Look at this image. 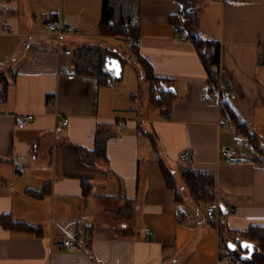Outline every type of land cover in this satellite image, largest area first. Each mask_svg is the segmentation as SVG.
<instances>
[{"label": "crops", "instance_id": "0c3cea01", "mask_svg": "<svg viewBox=\"0 0 264 264\" xmlns=\"http://www.w3.org/2000/svg\"><path fill=\"white\" fill-rule=\"evenodd\" d=\"M199 4L198 40L222 50L225 79L217 91L209 90L196 41L178 38L171 21L182 5H141L134 63L144 102L149 81L138 55L165 81L156 89L171 93L173 116L166 118L163 108L161 115L132 110L142 100L124 89L123 70L119 87L106 65L108 85L73 73L74 52L83 47H104L122 64L127 60L110 41L124 38L100 32L103 0H0V73L15 72L0 101V218L40 228L36 234L0 225V264H225L226 252L246 258L242 233L264 226V153L249 157L237 146L240 135L250 138L225 111L229 106L238 118L244 111L264 117V0ZM54 15L67 25L62 38L46 28ZM127 91L132 102L125 106L119 94ZM28 114L35 120L19 125ZM100 133L108 140V161L91 165L81 157L95 149ZM227 147L237 148L245 162L224 161ZM186 149L193 158L185 167L180 153ZM161 161L180 181L183 199L176 200ZM186 168L215 176L217 203L225 205L217 219L185 185ZM68 239L76 250L64 246Z\"/></svg>", "mask_w": 264, "mask_h": 264}, {"label": "trees", "instance_id": "16d2710c", "mask_svg": "<svg viewBox=\"0 0 264 264\" xmlns=\"http://www.w3.org/2000/svg\"><path fill=\"white\" fill-rule=\"evenodd\" d=\"M181 5V13L171 17V21L177 31L185 39H193L196 41L198 49L204 46V42L198 40V11L195 10L199 4V0H177ZM143 0H103V14L99 24L100 32L103 36L123 37L131 43V49L136 52V41L140 36V16L141 5ZM192 9V11H191ZM54 15L50 19H56ZM137 19L136 24L133 22ZM202 53V52H201ZM114 57L107 48L104 47H83L74 52V74L95 76L101 85L110 84V75L105 72L106 59L109 55ZM203 62L209 75V90L217 91L221 87V80L225 79V70L222 64V50L220 45L208 44L206 53H202ZM136 60L141 64L145 78L156 86L165 83L164 80L155 77L153 68L149 62L140 57ZM15 74L13 70H7L0 73V101H6L11 78ZM155 86V87H156ZM163 91V90H162ZM171 93L167 90L163 91V96L157 98L155 93L152 94L154 105L158 109L167 106L171 108L172 100L167 96ZM228 107L229 113L232 115V121L250 140L254 143L259 152L261 149L258 144V138L246 128L245 122L241 121L238 116ZM107 137L98 134L96 147L93 151L82 154V160L88 164H95L99 159L108 161L107 156ZM263 152V151H262ZM162 170L166 177L168 186L175 192L176 200L183 199L180 189V181L175 176L173 170L168 168L161 161ZM182 177L185 185L189 188L190 193L198 202H204L208 205L217 203L216 179L213 174L197 172L194 169L186 168L182 171ZM0 225L6 229L15 232H29L40 234V228L30 224L15 221L10 215H4L0 218ZM247 242L255 244L257 250L251 249L249 246L241 250L244 251V262L250 264H264V226H251L250 229L242 233ZM90 247V239L87 240ZM91 249V248H89Z\"/></svg>", "mask_w": 264, "mask_h": 264}, {"label": "rangeland", "instance_id": "374dc122", "mask_svg": "<svg viewBox=\"0 0 264 264\" xmlns=\"http://www.w3.org/2000/svg\"><path fill=\"white\" fill-rule=\"evenodd\" d=\"M110 41H112V43L116 44L117 46H119V48H122L123 52L125 53V55H127V60L123 61V76L125 79L124 82V89H130L132 88L137 95L139 94V97L142 101H140V103L134 104L133 106L135 107V109H132L133 111L137 112V110L139 112L142 111H147L149 114L150 113H155L157 115H161V112L159 111V109L154 105L153 102V96L152 94L155 93L156 97H162L163 95L161 93H159V91L157 92V89L159 86L156 84H154L155 86H153L150 82H145L147 83V89H148V97L146 98L147 100L144 102V86L143 83L140 79V72L138 67H135V63H134V56L135 54L133 53L130 44L127 40L124 39H119V38H114L111 39ZM118 81V87L121 84L122 80L120 78L117 79ZM116 81V82H117ZM146 81V80H144ZM127 84V85H126ZM159 89V88H158ZM131 90V89H130ZM132 94L128 93V91L125 92H121L119 94L120 97H122V103L127 106L129 104H131L132 102ZM131 108V107H130ZM137 108V109H136ZM131 110V109H130ZM131 110V111H132ZM164 113V112H163ZM261 114H264L263 111H261ZM240 120L245 122L246 128L248 130H250V132L252 134H254L255 136L258 137V144L261 150H263L264 153V117L258 118L259 116L256 114V112H246L244 111V114L240 115ZM225 118L227 120H231L232 121V115L229 113V111H225ZM233 122V121H232ZM228 127L230 129H234V125L233 124H228ZM150 141L152 139V137L148 138ZM239 142L237 143L238 147H240L243 150H246V152H248V156H252L254 153L257 152L256 148L254 147L253 143L250 142V140L246 137L243 136H239ZM155 142V139L153 137L152 139ZM152 141V142H153ZM154 144V143H153ZM260 150V152L258 153L260 157H263L262 155V151ZM180 165L182 166H187V162H181ZM179 165V166H180Z\"/></svg>", "mask_w": 264, "mask_h": 264}, {"label": "built area", "instance_id": "2783aa9c", "mask_svg": "<svg viewBox=\"0 0 264 264\" xmlns=\"http://www.w3.org/2000/svg\"><path fill=\"white\" fill-rule=\"evenodd\" d=\"M199 8H200V4L197 5L195 10L198 11ZM136 22L137 19L133 22V24H136ZM46 28L50 32L56 34L59 38H62L67 32V25L60 18L49 19L46 23ZM181 37L182 35L179 33L178 38ZM207 50H208V45L204 44V46L201 48V52L206 53ZM65 53L71 55L72 51L66 50ZM110 74H112V78L110 79V81L114 82L116 79L115 74L113 72H111ZM163 112L166 118H171L173 116L172 111L167 106L163 107ZM34 120H35V115L33 114L22 115L21 117H19V125L28 126ZM68 122L69 120L66 119L63 124L67 125ZM221 154L223 160L229 164H242L245 162L243 155L237 148L234 147L224 148ZM180 158L185 162H190L193 158L191 150L186 149L185 151H182L180 153ZM24 170H25L24 165L17 166V171L19 173L24 172ZM219 210H220L219 204L214 203L207 207V214L211 219H217ZM147 234L148 236H152L154 232L151 229H148ZM63 244L68 250H76L79 246L77 242L73 239L65 240ZM221 261L224 262L225 264H245V262L242 259L235 257L231 252L223 253L221 256Z\"/></svg>", "mask_w": 264, "mask_h": 264}, {"label": "water", "instance_id": "95a60500", "mask_svg": "<svg viewBox=\"0 0 264 264\" xmlns=\"http://www.w3.org/2000/svg\"><path fill=\"white\" fill-rule=\"evenodd\" d=\"M105 65H106V68L108 70H111V71L114 72L116 78H120L121 77L123 66H122V61L119 58L107 57ZM220 208L224 211L225 210V205L221 203L220 204ZM229 246L233 247V244L230 243ZM233 248H235V247H233Z\"/></svg>", "mask_w": 264, "mask_h": 264}, {"label": "snow or ice", "instance_id": "6c2138e0", "mask_svg": "<svg viewBox=\"0 0 264 264\" xmlns=\"http://www.w3.org/2000/svg\"><path fill=\"white\" fill-rule=\"evenodd\" d=\"M245 247H248V245H245Z\"/></svg>", "mask_w": 264, "mask_h": 264}]
</instances>
